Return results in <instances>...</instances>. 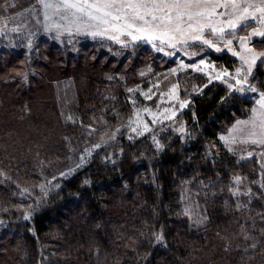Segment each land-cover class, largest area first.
Segmentation results:
<instances>
[{"label":"trees","instance_id":"16d2710c","mask_svg":"<svg viewBox=\"0 0 264 264\" xmlns=\"http://www.w3.org/2000/svg\"><path fill=\"white\" fill-rule=\"evenodd\" d=\"M30 6L0 0V23ZM113 47L0 35V264H264V172L219 140L253 100L187 71L174 79L188 104L173 120L96 150L93 137L126 124L171 67ZM251 80L264 92V63ZM186 186L204 210L200 226L182 208Z\"/></svg>","mask_w":264,"mask_h":264},{"label":"rangeland","instance_id":"374dc122","mask_svg":"<svg viewBox=\"0 0 264 264\" xmlns=\"http://www.w3.org/2000/svg\"><path fill=\"white\" fill-rule=\"evenodd\" d=\"M29 3L31 4L29 9L35 10L28 11V9L24 16L20 10L15 8H10L3 12L2 18L4 20L0 23V35L19 36L20 34L25 33L26 39L28 41H32V33H34L35 35L40 34L45 37L52 38L54 42L58 44L63 41H71L72 39L79 43H82L84 40L94 41L97 39V41L102 43L103 47L106 49H110L111 46H114L117 51L120 48L125 47L134 48L132 50H135V47H139L140 49L138 50H140V52H146L151 61L155 60L160 68L164 65H168V63L165 64V61H170L171 67L163 69L161 79H159L155 85L139 94V98L137 100V107H139L126 124L108 130L104 135L93 137L94 149L97 150L104 145L109 144L115 139V137L121 134L138 137L141 136L140 133L144 134L161 129L164 124L173 120L188 104V101H184L179 97L180 88L174 79L180 78L186 74L187 71H191L206 78L209 83H217L223 86L230 93H236L253 100L254 105L248 117L236 121L225 134L220 136L219 140L231 153H239L242 154L243 157L256 158L262 171L264 172V145L252 143L251 140L256 139V137H250L247 134L250 130V125L246 126L238 123L242 121H249L251 119L253 116L252 110L254 108H259L256 101L260 98V94L264 92L255 86L251 80V76L248 79V84L256 89L255 92L247 90L248 84L245 85L246 90L244 92H236L234 88L230 89L228 87L229 83L235 85L236 79H242L245 75V71L242 69L239 76H237L236 69L242 67V61L238 55H233V51L237 53L243 52L240 38L247 36L253 31V29L259 30L261 27H264V22L259 20L253 21L250 19L246 26L235 30V35H223L222 37L220 34L211 35L210 31L206 30L205 38L214 41L213 47H208L207 45H203L199 42L189 41L187 44H178L176 48H170L166 44L161 45L159 40L149 42L145 39L133 42L130 36L120 37V39L125 42L122 46L120 43L109 40L106 37H93L84 31L77 32L74 27L72 28L71 34L63 31V29L56 28H52L50 31H45V23L64 24L65 22L61 21L56 16H53L51 21L45 22L43 19V12L36 0H29ZM218 11H223V9H218ZM214 19L220 20L226 19V17H214ZM225 28L226 31H232L227 29L226 25ZM13 29H15V31H13ZM32 30H34V32H32ZM221 40H232L233 43L228 45L221 42ZM254 41H260L258 42L259 44L257 47L252 45V42ZM263 44L264 38L255 36L248 42V47L255 53H261L264 52V48H262ZM217 48H219L220 51H217ZM229 49H231V51ZM128 52L132 53L131 51ZM220 52H227L231 58L237 60L239 65L236 66V64H234L231 68H227L216 64L212 60L210 54ZM30 53L32 54V50ZM201 61H203V63H201ZM258 64L259 62L257 65ZM257 65L254 67L253 72L255 71ZM225 72L227 74H225ZM155 76L157 77L158 75ZM174 86L176 87L174 88ZM236 86L238 87V85ZM72 89L73 87L71 84H64L59 90L61 110L64 114L69 112L72 104L70 99L73 93ZM149 102H153V104H149ZM173 113H175V115H173ZM145 126H147V128ZM257 131L259 130L257 129ZM222 137L224 139H222ZM97 145H99V147H97ZM250 153L251 155H249ZM73 166H75V164H73ZM236 193H241L239 188H237ZM181 203L182 208L188 216L190 222L194 226L202 225V223L206 220L204 210L197 199L189 192L187 186L183 187L181 190Z\"/></svg>","mask_w":264,"mask_h":264},{"label":"snow or ice","instance_id":"6c2138e0","mask_svg":"<svg viewBox=\"0 0 264 264\" xmlns=\"http://www.w3.org/2000/svg\"><path fill=\"white\" fill-rule=\"evenodd\" d=\"M36 2L43 12L45 22L51 21L53 16L65 22L45 23V31L56 28L71 34L74 27L77 32L84 31L93 37H106L122 46L125 42L120 37L130 36L133 42L145 39L149 42L159 40L161 45L166 44L170 48H176L178 44H187L189 41L213 47L214 41L205 38L206 30H209L211 35L220 34L222 37L235 35V30L246 26L250 19L264 22V0H36ZM214 17L226 19L217 20ZM225 25L232 31H226ZM255 36L264 38V27L259 30L253 29L247 36L240 38L242 53L233 51V55H238L242 61V67L236 69L237 76L242 69L245 71L242 79H236L235 85L228 84V87L234 88L236 92L246 90L245 85L248 84L254 67L258 62L264 63V52L255 53L248 47V42ZM221 42L228 45L233 43L232 40ZM216 50L220 51L219 48ZM247 90L256 91L250 84ZM256 103L259 108L252 110L251 119L238 123L250 125L247 134L256 137L251 142L264 145V93L260 94ZM153 139L155 140V137ZM236 182H240L239 178H236ZM25 219H28V216H25ZM156 239L160 241L162 237L157 236Z\"/></svg>","mask_w":264,"mask_h":264}]
</instances>
